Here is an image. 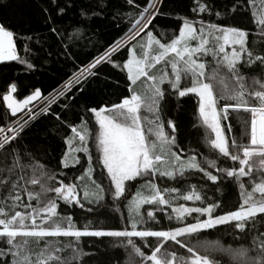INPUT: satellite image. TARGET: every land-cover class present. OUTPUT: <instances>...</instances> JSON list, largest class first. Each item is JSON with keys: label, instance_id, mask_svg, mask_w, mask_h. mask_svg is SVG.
<instances>
[{"label": "snow or ice", "instance_id": "6c2138e0", "mask_svg": "<svg viewBox=\"0 0 264 264\" xmlns=\"http://www.w3.org/2000/svg\"><path fill=\"white\" fill-rule=\"evenodd\" d=\"M71 6V0H50L41 11L65 60L75 62L74 48L89 39L82 21L104 16L108 5L96 0L94 8H82V21L69 34L52 25ZM163 8L164 0H123L112 11L117 28L127 21L123 34L47 95L37 87L18 99V84L7 85L0 121V264H85L92 254L84 251V237L114 238L127 253L126 264H222L220 257L227 264H264V0L259 7L255 0H233L223 10L213 0H193L191 16L177 14L174 24L158 25V18H172ZM241 10L252 27L233 23ZM169 27L170 34L160 30ZM44 51L39 39L0 20V64L16 62L31 72ZM105 63L125 73L127 94L110 106H82L85 115L76 123L67 101L74 102ZM189 95L197 98L194 127L204 129L213 158L185 152L178 123L162 119L169 99L179 103ZM241 113L247 118L239 136H227L232 126L225 122ZM49 118L52 128H45L44 137L70 130L57 170L40 158L41 145L25 143L32 125ZM77 166L80 174L68 181L65 170ZM197 175L203 184L189 182ZM224 181L239 189L235 210L206 191L220 192ZM76 209L120 214L123 227L91 220L80 225ZM221 226L232 243L199 239Z\"/></svg>", "mask_w": 264, "mask_h": 264}, {"label": "trees", "instance_id": "16d2710c", "mask_svg": "<svg viewBox=\"0 0 264 264\" xmlns=\"http://www.w3.org/2000/svg\"><path fill=\"white\" fill-rule=\"evenodd\" d=\"M68 0H59L61 5H64ZM108 8L105 10V15L102 17H91L86 21H82L79 16V12L82 8H94L96 0H71L72 6L68 9L66 15L62 19H55L54 27H61L67 29L69 34L72 32V26L77 25L81 21L90 29L88 33L89 39L82 40L74 52L77 59L75 62L66 61L62 55L60 44L57 38L49 32V25L45 21V14L41 11L42 8L50 6V0H0V20L5 22H11L12 27L23 35H32L34 39H39L45 49L43 58L39 60L33 71L29 72L25 70V66L16 62H8V65L0 64V121L3 120L6 114V106L3 104L2 95L7 89V85L11 82L18 84L17 97L22 99L34 88L39 87L41 91L47 95L53 88L57 87L63 79H66L68 75H71L76 70V66L81 63H86L93 55L97 54V49L103 51L108 44L114 41L117 37H120L124 31V25L127 23L125 20L121 23L119 28L116 27V21L112 19V11L117 7H123V0H105ZM214 4L223 10L227 5L230 7L233 0H213ZM237 3L240 0H236ZM193 0H164L163 11L171 13L172 18L161 17L158 18L156 23L158 25H172L175 23V16L189 15V9L192 6ZM257 7L260 5V0H255ZM251 11V9H249ZM52 14L55 18V9L52 8ZM233 23L245 27H252L250 25V15L247 12L241 10L235 16ZM171 33V28L160 29ZM95 44V47H93ZM86 45V46H85ZM18 52L21 56L26 55L23 51L24 43L20 40L17 42ZM51 51V55L48 52ZM126 58V57H125ZM127 81L125 73H122L119 69L113 68L110 64H102L98 66V75L91 78L90 84L86 87L82 94H78L73 101H67V103L73 104L69 112V118L79 122V117L85 115L83 111L84 105L87 106H110L113 103H118L122 95L127 94L126 89ZM197 98L193 95L181 98L180 102L172 98L168 100V103L164 105V111L162 112V119L167 121L168 119L175 120L179 125L177 134L178 143H181L185 152L188 150H194L199 153L198 158L207 156L213 158V154L209 147L206 145L204 137V129L201 127H194L196 124V108ZM57 111H61L59 106H53ZM10 115V113H8ZM19 116V115H18ZM89 120V127H94V122L90 119V114L86 116ZM247 114L241 113L239 117L233 114L229 121L225 124H231L232 131L229 133L225 129L227 136H239L241 131V120L246 119ZM11 119H16L12 117ZM53 120L42 119L32 125L31 130L26 133V141L28 145L33 147L41 145L40 158L49 166L50 170H57L59 165L58 161L62 155V152L66 150V145L63 143V137L66 134H70V130H61L59 134L50 133L47 137L43 136L45 128H52ZM170 132V129H166ZM39 133V134H38ZM94 166L96 171L99 172L100 166L97 164V154L95 148H91ZM82 157V162L86 166L87 158L83 156V153H79ZM231 161L228 164L231 165ZM224 166V165H222ZM67 173V180L71 181L76 175L80 174V166L76 169L65 170ZM59 178V177H58ZM67 182V181H66ZM190 183L203 184L201 175H197L190 179ZM142 183V181L140 182ZM157 183L164 186V182L157 181ZM224 181L221 184V191L213 193L206 188L209 196L218 197L221 201L225 202L227 207L231 210H235L239 204V189L235 184H231L227 187ZM171 184V182H168ZM211 182H209L210 187ZM105 186L107 182L105 181ZM134 192L135 188L130 189ZM191 206L192 202H187ZM62 210V209H61ZM76 216L79 218L80 225L85 224L91 220L99 224L101 221L110 227L121 228L123 227V220L119 218L120 214L112 215L111 212L105 213V215L96 216L94 214H88L80 209H76ZM126 215V211H125ZM110 217L109 219H106ZM164 225H167L168 221H163ZM158 227V226H157ZM199 239L216 240L220 239L225 245L232 243V237L225 230V226H221L217 230H209ZM103 240V243L100 241ZM196 242V238H193L192 243ZM82 244L84 251L91 253L92 255L84 257L85 264H126L127 253L122 246H119V242L114 238H82ZM178 247V246H176ZM184 252L185 250H180ZM222 264H227L226 258L220 257Z\"/></svg>", "mask_w": 264, "mask_h": 264}, {"label": "water", "instance_id": "95a60500", "mask_svg": "<svg viewBox=\"0 0 264 264\" xmlns=\"http://www.w3.org/2000/svg\"><path fill=\"white\" fill-rule=\"evenodd\" d=\"M15 95V94H14ZM18 98V97H17ZM19 99V98H18ZM20 115V114H17V116Z\"/></svg>", "mask_w": 264, "mask_h": 264}, {"label": "rangeland", "instance_id": "374dc122", "mask_svg": "<svg viewBox=\"0 0 264 264\" xmlns=\"http://www.w3.org/2000/svg\"><path fill=\"white\" fill-rule=\"evenodd\" d=\"M94 148V147H93Z\"/></svg>", "mask_w": 264, "mask_h": 264}]
</instances>
